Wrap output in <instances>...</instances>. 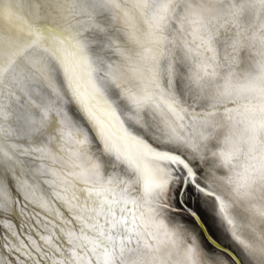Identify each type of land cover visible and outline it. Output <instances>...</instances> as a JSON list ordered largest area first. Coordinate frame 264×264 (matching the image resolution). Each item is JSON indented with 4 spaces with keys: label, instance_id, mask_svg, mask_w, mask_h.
Returning a JSON list of instances; mask_svg holds the SVG:
<instances>
[{
    "label": "snow or ice",
    "instance_id": "obj_1",
    "mask_svg": "<svg viewBox=\"0 0 264 264\" xmlns=\"http://www.w3.org/2000/svg\"><path fill=\"white\" fill-rule=\"evenodd\" d=\"M0 264H264V0H0Z\"/></svg>",
    "mask_w": 264,
    "mask_h": 264
}]
</instances>
